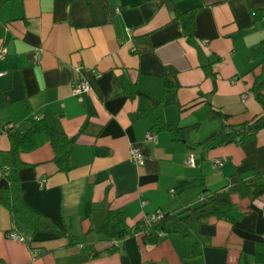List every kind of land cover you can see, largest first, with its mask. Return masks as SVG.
<instances>
[{"label":"crops","instance_id":"0c3cea01","mask_svg":"<svg viewBox=\"0 0 264 264\" xmlns=\"http://www.w3.org/2000/svg\"><path fill=\"white\" fill-rule=\"evenodd\" d=\"M175 1L194 15L190 38L176 12L157 0H107V7L101 0L3 3L0 124L14 122L25 133L35 118H46L72 140L73 167L59 169L49 140L21 153L20 197L46 227L14 224L0 202V264H264V192L253 198L246 183L264 173V127L243 143L230 141L236 132L223 129L209 109L228 114V124L263 112L253 86L264 63L251 55L264 42V0ZM144 35L148 48L138 52L135 38ZM167 66L175 69L168 92ZM77 78L92 89L75 93ZM124 82L136 86L133 95ZM146 112L196 127L186 141H174ZM133 146L142 165L130 158ZM11 148L1 132L0 189L4 170L14 169ZM198 175L207 193H230V219L192 221L158 242L140 231L119 247L99 230L109 209L126 211L135 225L147 213L200 207L203 187L179 191Z\"/></svg>","mask_w":264,"mask_h":264},{"label":"trees","instance_id":"16d2710c","mask_svg":"<svg viewBox=\"0 0 264 264\" xmlns=\"http://www.w3.org/2000/svg\"><path fill=\"white\" fill-rule=\"evenodd\" d=\"M6 1L8 0H0V9ZM87 1L91 4V0ZM157 1L160 4H166L176 12V17L183 22L185 33L189 38L192 37L195 30L193 13L191 11L181 12L178 9L175 0ZM101 3L103 7H107V0H101ZM3 36V29H0V38ZM135 40L136 43L141 44V46L137 45L138 52L148 48L147 35L140 37L137 36ZM251 57L253 59L262 58L264 63V42L253 49ZM174 72L175 69L170 66H167L164 70L163 77L166 92L175 87V84L171 79V75ZM123 84L124 89L127 90L130 95H133V93L136 92L135 85L128 82H124ZM253 90L257 100L263 106V112L256 115L251 120L239 124H228L226 123V120L229 118L228 114L217 110L213 106H210L209 108L210 117L221 120L223 122V129H231L236 132V136H233L230 141H239L243 143L248 138L256 137L259 130L264 127V71L256 77ZM21 102H26V100H21ZM191 105H196V102ZM144 115H149L154 125L169 131L170 136L174 141H186L190 132L196 127V125L183 126L179 121L166 122L162 118L154 116L151 112H146ZM35 119L37 122L25 133L19 131L14 122L0 124V133L6 132L10 136L12 142L11 152L14 158V169L8 172L4 170L3 172L6 178V183L0 189V202L10 210L14 224L25 223L31 225L35 230H38L41 227H46L41 214L29 206L20 197L21 185L18 173L25 165V162L21 159V153L38 147L44 140H49L54 148V160L58 164L59 169L69 171L73 166L69 159L72 140L68 135L50 125L44 117H37ZM244 135H247V137ZM263 174V172L256 173L246 181L247 184L253 187V198L259 197L264 192ZM197 187H203L202 193L205 194L200 196V200L202 199L203 201V204L200 207L195 209L189 208L179 211L163 212L164 215L162 219L144 226H142V221H139L135 225H130L127 222L128 214L124 210L109 209L99 230L106 234L110 240L114 238H126L140 231H146V236L149 241L158 242L163 233L184 231L186 230L187 225L192 221L205 222L212 216L227 219L231 218L229 211L235 207V204L231 200L230 193L225 189L207 193L206 179L204 175H198L197 177L186 181L179 187V191Z\"/></svg>","mask_w":264,"mask_h":264},{"label":"built area","instance_id":"2783aa9c","mask_svg":"<svg viewBox=\"0 0 264 264\" xmlns=\"http://www.w3.org/2000/svg\"><path fill=\"white\" fill-rule=\"evenodd\" d=\"M263 19H264V13H263ZM7 53V49L5 47L0 49V58H4L5 55ZM40 61V57L37 58V62ZM77 69H79V67H77ZM91 85L90 83L85 80V79H81V78H77L74 81V92L75 93H83V92H88L90 91ZM243 98L245 99L247 97V93H244ZM156 136L153 132H148L147 134V138L148 139H154ZM130 158L131 160L139 165H142L144 163V157L142 154L141 149L138 146H133L131 148V154H130ZM193 160H194V156L192 154H190V156L188 157V163L189 164H193ZM219 165H222V160L221 159H216L215 160ZM47 184V178H42L40 180V186L43 188L45 187ZM163 212L158 211V212H153V213H147L143 216L142 218V226L144 225H150L160 219L163 218ZM9 236L12 238H17V239H22V236L17 232V231H11L9 233ZM123 239L124 238H114L112 239V242L115 246H121V244L123 243Z\"/></svg>","mask_w":264,"mask_h":264}]
</instances>
